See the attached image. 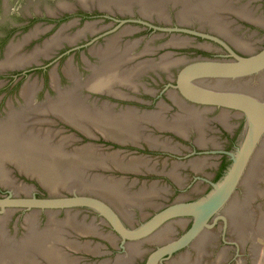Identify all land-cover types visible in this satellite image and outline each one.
<instances>
[{
    "label": "water",
    "instance_id": "obj_1",
    "mask_svg": "<svg viewBox=\"0 0 264 264\" xmlns=\"http://www.w3.org/2000/svg\"><path fill=\"white\" fill-rule=\"evenodd\" d=\"M236 1L80 0L81 5L85 7L97 5L103 9L120 12H130L133 9L132 5L137 4L142 14L151 17L155 13L166 26L171 23L178 24L182 28L176 29L182 32L197 33L184 29L189 27L203 31L212 30L227 36L228 40L233 41L241 49L250 48L251 42H255L263 49L246 58L235 55L237 62H198L186 66L180 72V90L188 99L201 104L238 107L244 105L250 111L252 123L247 141L235 158V163L226 178L215 186V190L208 197L195 202L174 204L182 195L194 199L200 196L189 195L200 182L193 178L194 174L188 175V185L191 187L179 193L169 178L158 173L163 170L162 168L167 170L171 168L174 161L187 162L198 155L188 159L186 157L188 151L171 155L165 151H153L146 145H114L110 141L112 138L125 142L131 140L135 143H139L138 139L144 138L153 147L179 148L164 139L143 137L141 134L143 125L138 123L135 111L119 113L123 118H118L112 111L105 109L106 105L105 110L99 109L101 105L97 100L79 99L71 94L77 91L76 88L65 89V86L72 85L71 79L67 80L62 74V68L66 64L68 65L64 71L77 81L76 75L72 74L74 69L69 59H73V64L81 70L83 78L88 81L93 79L94 69L109 70L116 66L115 69L121 70L119 68L127 64L126 59L130 57L131 47L120 48L117 46V38H112L106 48L94 49L92 53L86 49L71 51L61 56L63 53L61 50L51 56L56 47L64 41L75 43L81 37V33L86 30L93 32L95 28L94 24H88L85 29L76 32L83 27L76 23L68 26L63 32L60 30L55 36L62 24L53 28L51 32L44 33L34 44H40L53 37L45 41L43 47L37 46L31 52L22 50L29 39L39 34L40 29L30 34L29 31L23 33L20 37L25 38L24 42L9 46L5 58H0V72L4 75L14 74L13 71L16 69L22 71L25 66L34 62L39 64L40 58L44 57L47 59L42 61L40 66L50 62V70L58 65V72L64 83L63 87L60 86L61 89L57 90L60 95L45 99L42 93L39 100L46 103L37 105L34 103V92L37 89L34 80L37 77L42 79L41 72L29 74L22 80L21 77L16 80L0 78V264L256 263L260 236H264V137L239 190L232 198L230 197L236 190L264 133V100L259 102L233 94H216L196 88L192 84L197 78L240 79L256 75L260 77L254 93L264 98V29L252 27L258 29V33L254 34L253 30L247 29L248 27H244L243 24L239 22L237 24L236 17L264 26V4L260 1L251 4L249 0ZM10 2L13 5L18 3L38 10L46 8L48 11H58L59 6L61 9H69L67 3L74 6L71 0H10ZM234 30L237 33L233 37ZM131 31L133 30L128 28L123 34ZM181 35L184 38H174L171 42L183 45L192 39L183 33ZM165 36L158 43L171 37ZM199 41L208 43L203 39ZM168 58L164 56L161 66L165 68L169 66ZM170 59L172 60L171 57ZM88 61H91L93 70L87 68ZM117 76L120 77L116 72ZM116 82L120 83L119 80ZM52 84L59 86L56 70L52 71ZM234 86L248 88L242 84ZM21 92L25 101L20 98ZM174 100L182 110L179 108L170 110L169 114L174 117L169 122L160 120L157 123L158 127L172 129L186 138L189 137L190 131L199 132L197 143L206 145L204 125L207 120L204 113L191 108L179 98ZM112 101L118 102L120 104L118 106L122 107L131 104L130 100ZM160 107H162L160 112L140 116V119H156L159 115L161 118L165 117L166 107L164 108L162 104ZM228 116V112H223L218 118L227 123ZM231 123L236 124L235 121ZM147 158L158 161L157 166L160 170L156 168L157 173L151 171L155 169V164ZM167 159L166 165L159 164ZM204 163L201 159L191 161L194 170L201 169ZM176 168L175 163L169 175L181 184L182 178L176 172ZM131 169L142 172H132ZM179 172L184 176L187 170L181 169ZM169 186L177 193H173V190L172 194L163 195L161 187ZM34 189H37L36 192L41 196H49L36 197L33 195ZM154 203L158 204L156 210L147 209L144 214H155L161 208H167L138 227L142 222L141 215L146 219L148 215L139 214L138 218L137 213H142L145 204ZM223 205L228 219L227 224L224 226L223 222L218 221L212 229L197 236L208 226L209 219ZM82 207H89L98 212L103 220L113 226L123 243L130 242L126 247L127 252L122 250L119 237L110 231L111 228L104 222H99L97 214L80 209ZM18 208H35L39 211L24 212L17 210ZM40 210L52 212L48 214ZM188 215L195 216V224L190 230L187 228L188 223L184 221L162 226L176 217ZM122 218L133 228H127ZM217 219L218 217L215 221ZM178 225L180 227H177ZM143 243L154 245L142 247ZM187 245L192 247L183 248ZM180 249L181 251L172 257L173 253Z\"/></svg>",
    "mask_w": 264,
    "mask_h": 264
},
{
    "label": "flooded vegetation",
    "instance_id": "obj_2",
    "mask_svg": "<svg viewBox=\"0 0 264 264\" xmlns=\"http://www.w3.org/2000/svg\"><path fill=\"white\" fill-rule=\"evenodd\" d=\"M71 1L74 3V6L67 3V5L70 7L69 9H61V7L59 6L58 11H48L46 8L38 10L30 6L18 5V3H15L13 5L10 0H0V58H5L6 52L10 45L24 42L25 38L23 39V37L20 36L27 31H29L30 34L36 29H40V32L36 37H32L25 43L22 51L31 52L37 46L43 47L45 41L52 38L53 36L47 38L45 41H42L40 44H34L36 39L41 37L46 32H51L53 28H57L61 24L62 26L60 27V29L58 28L59 30L54 34V36L60 30L63 32L64 29L68 28V26L71 27L75 23L77 25H83V27L79 28L76 32L85 29L86 25L88 24H94L95 28L93 29V32L91 30H86L81 33V37L75 43L64 41L60 46L56 47V49L53 51L54 53L51 56H53L55 53H59L61 50V52H63L61 53V56L68 54L71 51H84L86 49L92 53V50L94 49L106 48L108 46V41L112 38H117V46L120 48H124L127 46L131 47V51L129 52L130 57L129 59H126L127 64L123 66V68H119L121 70H118V68L115 69L116 66L109 68V70H100V68L97 67V69H99H94L93 73L94 80L91 78L92 80L90 79L87 81L85 78H83L82 73L80 72L81 70L73 64V59H69L68 61H72L71 65L74 69V72L72 74L76 75L75 78H77V81L72 79L71 75L64 71L65 67L68 65L66 64L62 68V74L67 80L68 78L71 79L72 85L65 86V89L76 88L77 91L71 92V94L76 95V97L79 99H93V101L97 100V103L101 105L99 106V109H108L112 111L115 116H118V118H123L119 113L132 110L135 111L134 113L138 116V123L143 125L141 130V134L143 135V137L150 136L158 139H164L170 141V144L177 145L179 148L164 149L160 147H153L144 138L138 139L139 143H135L131 140L125 142L121 141V139L118 140L112 138L110 139V141L113 142L114 145H146L149 149L152 148L151 150L153 151H165V153L168 152L171 155L180 154L183 151H188L189 153L186 156L188 157V159L191 158V156L198 155L197 157H194L187 162L174 161L172 162L173 166L171 168H169L168 170L166 168H162L163 170L158 174H164L165 177L169 178L172 183L175 184L179 193L185 192L188 190L187 188L191 187V185H188V175L194 174L193 178L196 179V181H200L189 193V195H200L198 198H187L186 196L182 195L178 197L177 201L174 202V204L178 202H195L208 197L215 190V186L221 183L226 178L235 163V158L238 157L247 141L252 127L251 119L249 116L250 111H248L249 109L244 107V105L238 107L211 103L201 104L188 99L180 90V72L186 66L198 62H237L238 59L235 55L246 58L253 56L263 49L260 48L259 45H256L255 42L249 43L250 48L246 50L241 49L233 41L228 40L227 36L218 34L217 32L212 30L203 31L201 29H196V27H189L184 29L195 31L197 33H190L186 31L182 32L181 30L176 29L179 27L178 24L171 23L169 26H166L164 21L158 18L155 13L151 17L142 14L139 11V5L137 4L132 5L133 9L130 12H120L117 10L111 11L103 9L98 7L97 5L85 7L81 5L80 0ZM238 1L241 0H237L236 2ZM258 1L264 4V0H249L250 4ZM236 17L238 19L237 24L238 22L239 24H243L244 27H248L247 29L253 30L254 34L258 33V29H253L252 27L264 29V26L259 23L248 19H240V17L238 16ZM246 24H249V26H247ZM128 28L132 29L133 31L123 34V32ZM182 33L192 37L191 41L189 40L187 44L183 45L174 44L171 42V40H173L174 38H184L181 35ZM236 33L234 30L232 36L234 37ZM165 35H170L171 37L167 41L158 43V41L163 40L164 37H166ZM199 39H203L208 43H202L199 41ZM92 55L98 56L97 54ZM165 55L169 57L168 59L170 63L167 68L161 66ZM170 57L172 58V60L170 59ZM46 59L47 58L41 57L39 64L35 62L31 63L30 65L25 66L22 71L17 69L14 70V74L4 75L2 72H0V78L6 80H16L17 78L20 79L21 77L22 80L29 74L41 72L42 79H38L37 77L34 80V82L36 81L37 88L34 92V103L37 105L46 103L45 101L40 102V95L43 93V98L45 97V99H52L53 97L56 98L58 95H60V92H58L57 90H60V86L63 87L64 83L63 79L61 78L60 72H58V65H56L54 68H51L50 70V62H47V64H45L44 66H40L41 62L45 61ZM90 63L91 61H88L87 68L93 70ZM30 66L33 67L30 68ZM53 70H56L57 72L59 82V86L57 87L52 84ZM116 72L119 73L120 77H116ZM257 77L258 76L256 75L240 79L206 77L197 78L192 81V84L196 88L216 94H233L260 102L261 100H264V98L262 99V97L254 93V88L258 85L260 76L258 78ZM21 80H19V82ZM118 80L120 83L116 82ZM217 83H221L222 86H219V84ZM239 84L247 86L248 88H237L234 86ZM250 86L252 89L250 88ZM20 98L25 101L22 92L20 93ZM177 98L181 99L186 105L190 106L191 108L202 111L204 113V117L207 120L204 125V141L206 145H199L197 143V137L200 134L199 132L190 131L189 137L186 138L172 129H160V127H158L157 123L160 120L169 122L174 117L173 115L169 114L170 110L178 108L182 110L180 105H178L174 100ZM112 100H130L131 104H128L126 106L124 105L122 107L118 106V102ZM161 104L164 108L166 107V110H164L165 117L162 116L163 119L160 117V115L156 119H140V116H148V114L160 112L162 110V107H160ZM104 105H106L105 109ZM223 112L229 113L226 121L227 123L222 122L218 118ZM231 121H235L236 124H232ZM68 125L72 126L76 130H79L77 127L71 124ZM263 137L264 133L261 136L256 149L254 150V153L252 154V157L250 158L246 166L244 174L241 177L236 190L230 198H232L237 193V190H239L242 179L257 149L259 148ZM220 138H223V140H221ZM177 142H183L184 144L180 145V143ZM196 159L204 160L205 163L201 169L194 170L192 168L191 161ZM150 162L152 164H155V169L151 171L157 173L158 170H160L157 166L158 161L155 159H150ZM167 162L168 159L167 161L164 160L162 163L159 162V164L164 163L166 165ZM175 163L177 164L176 172L182 178L181 184L176 182V180L171 175H169V171L173 169ZM181 169L184 171L187 170V173L183 174L184 176H182V174L179 172ZM131 170L132 172H142L138 170L133 171L134 169ZM145 171L147 170H143V172ZM153 182H151V184ZM161 188L163 190V195L165 196L167 194H172L174 190L171 186ZM10 191L12 190H8V192ZM36 191L37 189L33 193V195L35 194L36 197L40 198L49 196H41ZM177 191L174 190L173 193H177ZM151 204H145L143 206L144 209L142 210V213L138 212L136 217L140 218L139 214H144L147 209H153L155 211L156 206L158 207V204ZM224 207L225 206L223 205L222 208H220L209 219L208 226L204 227V229L197 236L202 235L205 231L212 229L218 221L223 222L224 226L225 223L227 224L228 219L225 215ZM166 208H161L157 211V213ZM80 209L97 214L100 218L99 222H104L105 225L111 228L110 231L117 235L113 226L107 221L103 220L98 212L89 207H82ZM17 210L35 213L39 211L35 208H18ZM40 211L48 214L52 212L49 210ZM157 213L149 215L144 214L148 215L147 219L145 216L144 218H142L143 216L141 215L142 222L139 223L138 227L146 224ZM216 217H218V219L215 221ZM122 221L127 228H133L127 223L126 220H123V218ZM177 221H184L185 223H188L187 228H189L190 230L195 224V216L188 215L176 217L174 218V220L172 219L162 226L168 223L172 224ZM177 227H180V225H178ZM174 238L177 239V237ZM119 241L122 250H125V252H127L128 248L126 247H128L127 245L130 242L126 241L123 243L120 237ZM148 244L154 245L151 243H143L142 247L145 245L148 246ZM158 246L159 245H157V248ZM189 247L192 246L187 245L183 248L188 249ZM180 251L181 249L175 251L172 257Z\"/></svg>",
    "mask_w": 264,
    "mask_h": 264
},
{
    "label": "rangeland",
    "instance_id": "obj_3",
    "mask_svg": "<svg viewBox=\"0 0 264 264\" xmlns=\"http://www.w3.org/2000/svg\"><path fill=\"white\" fill-rule=\"evenodd\" d=\"M255 264H264V236H260L259 255Z\"/></svg>",
    "mask_w": 264,
    "mask_h": 264
}]
</instances>
